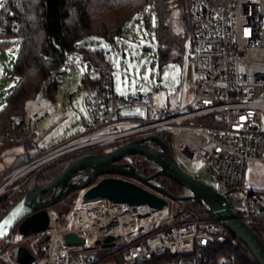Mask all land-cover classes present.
I'll return each instance as SVG.
<instances>
[{"label": "built area", "instance_id": "obj_1", "mask_svg": "<svg viewBox=\"0 0 264 264\" xmlns=\"http://www.w3.org/2000/svg\"><path fill=\"white\" fill-rule=\"evenodd\" d=\"M189 12L194 82L192 97L182 108L162 105L154 91L115 95L111 46L102 53V69L75 51L52 70L51 78L58 81L82 73L78 89L84 90L87 118L81 119V130L47 148L35 138L48 109L30 114L22 126L16 118L13 130L0 132V162L8 149L22 148L0 173V221L26 193L28 179L55 161L171 134L182 163L202 162L238 216L249 225L260 221L264 229V191L245 187L248 165L264 162V0H189ZM121 109H139L143 115L120 117ZM84 191L78 190L67 214L49 213L44 230L18 234L17 242L31 246L30 264H36L35 254L43 258L41 264H227L212 256L211 250L226 240L227 230L218 222L162 223L165 209L131 207L105 197L84 201ZM145 219L151 223L141 234ZM67 233L83 243H65ZM108 236L113 239L105 243ZM98 243L111 247L110 257H104ZM6 246L0 249V264H6Z\"/></svg>", "mask_w": 264, "mask_h": 264}, {"label": "trees", "instance_id": "obj_2", "mask_svg": "<svg viewBox=\"0 0 264 264\" xmlns=\"http://www.w3.org/2000/svg\"><path fill=\"white\" fill-rule=\"evenodd\" d=\"M0 8V46H10L19 42L15 61L9 71L18 78L14 88L7 93L0 110V132L13 130L12 121L16 118L24 123L26 102L42 92L53 99L58 80L51 78L54 68L61 65L67 56L75 51L83 54L95 69H102V53L105 50L80 44L91 37L101 38L105 47L116 46L117 39L125 33L126 24L138 15H142L148 26L151 14L156 19L155 38L158 43L160 61L166 62L174 50H177V61H181L185 42L189 37L190 12L189 0H2ZM183 22L182 31L173 27L174 17ZM171 153V134L158 135ZM104 149H92L64 157L43 168L25 184L26 192L33 186H41L51 180L71 162L90 154H102ZM150 164L151 162L146 161ZM143 163L141 169H147ZM167 181V180H166ZM162 183L163 189L175 196H183L184 189L174 181ZM79 188L69 190L62 198L45 209L51 214L62 216L72 207V200ZM50 192L42 197L47 199ZM22 195L20 199L23 197ZM170 224L194 220L216 222L205 211L197 212L200 207L193 201H174ZM262 222L251 224L254 231L264 243ZM104 257H110L109 245L98 248ZM97 250V251H99ZM214 258L222 257L227 264H258L249 250L227 231L223 244L212 250ZM8 264V262L3 259Z\"/></svg>", "mask_w": 264, "mask_h": 264}, {"label": "rangeland", "instance_id": "obj_3", "mask_svg": "<svg viewBox=\"0 0 264 264\" xmlns=\"http://www.w3.org/2000/svg\"><path fill=\"white\" fill-rule=\"evenodd\" d=\"M173 27L176 31H182L183 22L174 17ZM156 19L154 14L150 15L148 26L145 24L142 15H138L129 21L125 26V33L116 41V46L109 48L113 62V90L114 94L119 97L126 95H146L152 91L157 92L161 100V104H172L176 96L181 95L185 88L192 85V79L187 80L188 64L191 60L190 39L187 37L185 42L182 62L176 60L178 57L177 50H174L166 62L160 61L158 52V43L155 38ZM3 40L0 38V45ZM80 44L98 49L105 48V42L101 38L91 37L82 40ZM19 49V42L16 41L10 46H0V110L2 109L5 97L10 92L18 78L12 75L9 71ZM82 84V73L66 76L60 80L53 99L38 93L35 97L26 102L25 110L27 118L35 112H42L48 109V115L38 124L37 135L35 141L41 148H47L52 144H56L61 140L74 135L82 129L81 119L87 118V112L84 103V90L78 89ZM176 91V92H175ZM168 99V102H167ZM143 115V111L139 109H121L119 116L132 117ZM199 122V120H196ZM171 155L174 160L183 167L189 174L196 177L206 185L210 186L216 192L218 187L214 182L205 167L199 160L190 165L182 163L179 155L175 150L174 138L171 141ZM115 147H107L109 151ZM21 147L8 149L4 153V157L0 162V173L10 167L14 162V154L21 151ZM132 155L125 157L130 158ZM62 159V158H61ZM81 170L80 173H83ZM247 178L245 179V187L264 191V162H252L247 167ZM162 180L166 177L161 176ZM188 190L184 191V195H189ZM176 204L169 200L168 206L164 208L159 222L168 223L173 218V213ZM204 209L200 206L197 212H202ZM149 219H151L149 217ZM151 221L143 222V228L139 231L144 234L148 231V224ZM18 230L14 227L7 240L6 248L8 253L4 255V259L8 263L16 262V252L21 249H31L28 243L17 242ZM12 245V246H11ZM101 247L100 243L97 244ZM10 247V248H9ZM83 250L87 248L82 246ZM36 255V264H41L43 258ZM9 258V259H8ZM10 261V262H9ZM10 263V264H11ZM17 263V262H16Z\"/></svg>", "mask_w": 264, "mask_h": 264}, {"label": "water", "instance_id": "obj_4", "mask_svg": "<svg viewBox=\"0 0 264 264\" xmlns=\"http://www.w3.org/2000/svg\"><path fill=\"white\" fill-rule=\"evenodd\" d=\"M130 155L142 156L145 161L153 163L158 168L157 171L144 177L135 170V162L119 163ZM23 160L24 158L19 159L16 165ZM81 170L84 172L80 173ZM112 174L129 175L149 186L152 180L164 176L190 194L175 196L161 186H153V192L134 181ZM97 176L101 178L93 184ZM74 188L85 189L82 195L84 201L105 197L131 207L146 205L154 211L166 208L169 200L193 201L242 243L258 264H264V243L252 226L238 216L224 194L216 192L183 169L174 160L167 145L156 136L135 139L102 154H90L77 159L44 185L31 187L0 221V249L7 244L14 227H17L18 234L22 236L44 230L49 223V212L45 208ZM47 192H50L49 197L43 199L42 196ZM63 239L67 244L83 243L82 238L72 233L65 234ZM112 239L108 236L103 241L107 243ZM15 254L18 264H30L34 258L24 248Z\"/></svg>", "mask_w": 264, "mask_h": 264}, {"label": "flooded vegetation", "instance_id": "obj_5", "mask_svg": "<svg viewBox=\"0 0 264 264\" xmlns=\"http://www.w3.org/2000/svg\"><path fill=\"white\" fill-rule=\"evenodd\" d=\"M128 162H135L136 163L135 170L137 171V173H139V175H142L144 177H147V176L151 175L152 173H154L158 169L153 163H150V164L146 163L144 158L142 156H140V155H132L130 158H127V159L123 158L119 163L125 164V163H128ZM143 163L147 164V169H144V171L141 169ZM112 175L121 177L123 179L134 181L137 184H139V185H141V186H143V187H145V188H147V189H149L151 191H153V188H152L153 186H161L162 187V183L163 182H167L169 180L168 178H165V179L162 180L161 176H159V177L155 178L154 180H152L151 181V186H149V185H146V184H144V183H142L140 181H137L136 179H134L133 177H131L129 175H125V174H122V175L112 174ZM170 182H172L174 184L173 181H170Z\"/></svg>", "mask_w": 264, "mask_h": 264}, {"label": "crops", "instance_id": "obj_6", "mask_svg": "<svg viewBox=\"0 0 264 264\" xmlns=\"http://www.w3.org/2000/svg\"><path fill=\"white\" fill-rule=\"evenodd\" d=\"M106 49V47H105ZM182 62V60L180 61ZM186 79L189 80V79H192V81L194 82V78H193V74H192V68H191V61L190 63L188 64V70H187V75H186ZM112 90H113V81H112ZM176 92V91H175ZM113 93H114V90H113ZM192 93H193V83L190 87L188 88H185L184 91L181 93V95L179 96H176L174 98V102L172 104L170 103H166L165 106L169 107V108H182L186 105V103L191 99L192 97ZM118 96V95H117ZM119 97V96H118ZM167 102H168V99H167ZM122 117V116H120ZM21 249V248H19ZM26 250H31V249H26ZM9 259V258H8ZM17 259V257H16ZM7 261V260H6ZM8 262V261H7ZM10 262V261H9ZM17 262V261H16ZM13 261L14 264H18ZM11 263V262H10ZM8 263V264H10ZM12 264V263H11Z\"/></svg>", "mask_w": 264, "mask_h": 264}, {"label": "snow or ice", "instance_id": "obj_7", "mask_svg": "<svg viewBox=\"0 0 264 264\" xmlns=\"http://www.w3.org/2000/svg\"><path fill=\"white\" fill-rule=\"evenodd\" d=\"M3 7V2H2V0H0V8H2Z\"/></svg>", "mask_w": 264, "mask_h": 264}]
</instances>
